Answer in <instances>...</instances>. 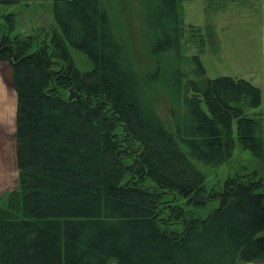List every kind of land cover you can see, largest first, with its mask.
Wrapping results in <instances>:
<instances>
[{
    "label": "trees",
    "instance_id": "trees-1",
    "mask_svg": "<svg viewBox=\"0 0 264 264\" xmlns=\"http://www.w3.org/2000/svg\"><path fill=\"white\" fill-rule=\"evenodd\" d=\"M155 1L146 16L159 33L154 45L182 63L177 0ZM52 2L60 32L48 41L13 35L12 14L0 19V62L10 65L16 96L18 171L0 207V264L263 262L264 177L235 174L207 188L190 159L226 162L235 132L264 160L261 113L247 114L260 107V88L206 77L195 55L190 72L173 70L169 86L184 112L173 115L171 129L145 98L105 0ZM67 44L92 69H77Z\"/></svg>",
    "mask_w": 264,
    "mask_h": 264
},
{
    "label": "rangeland",
    "instance_id": "rangeland-1",
    "mask_svg": "<svg viewBox=\"0 0 264 264\" xmlns=\"http://www.w3.org/2000/svg\"><path fill=\"white\" fill-rule=\"evenodd\" d=\"M148 1L105 0L114 30L126 49L145 98L152 102V106L154 104L160 118L171 129L173 115L184 112L176 103L178 93L169 86L176 85L173 70L180 67L186 73L190 72L195 64L193 56H199L208 78L231 76L244 78L252 84L257 81L252 72L260 62L255 0H177L183 23L180 49L182 63L177 53L163 51L154 45L159 33L148 28ZM151 1L156 3L155 0ZM6 14L13 15V35H33L37 41L42 38L48 41L53 30L60 32L52 0H23L0 4V19ZM151 47L160 55L162 63L160 57L156 60L152 55ZM67 48L77 69L82 72L92 69L94 64L85 53L69 44ZM158 63L160 72L155 73ZM4 71L0 69V130L4 134V137H0V172L5 175V179L0 182V207L6 205L8 192L15 189L18 180L14 143L16 96L12 83L9 86L7 81V77L11 81V69L8 76ZM188 77L193 76L189 74ZM202 108L206 110L204 105ZM256 112L261 113V133L264 135V105L247 110L249 116H254ZM180 148L186 151L183 144H180ZM190 159L203 173L207 188L217 187L227 176L235 174L256 171L258 176L264 177V160L243 148L235 132L232 156L226 162L209 165L192 157ZM198 211L205 212L206 208ZM253 263L264 264V261Z\"/></svg>",
    "mask_w": 264,
    "mask_h": 264
},
{
    "label": "crops",
    "instance_id": "crops-1",
    "mask_svg": "<svg viewBox=\"0 0 264 264\" xmlns=\"http://www.w3.org/2000/svg\"><path fill=\"white\" fill-rule=\"evenodd\" d=\"M231 1V0H230ZM234 1V0H233ZM257 5V15H258V37H259V57L260 62L258 66H255L252 69V72L255 76V85L258 86L261 90V104L264 105V0H255ZM0 69H4L6 75L8 74V71L10 69L8 63L4 64V62H0ZM8 76V75H7ZM254 80V79H252ZM7 81L9 83V86H11L12 80L7 77ZM10 93V90L8 91ZM16 106V101H15ZM261 106V105H260ZM0 137H4V134L0 130ZM15 143V140H14ZM5 175L0 172V182L4 178Z\"/></svg>",
    "mask_w": 264,
    "mask_h": 264
},
{
    "label": "water",
    "instance_id": "water-1",
    "mask_svg": "<svg viewBox=\"0 0 264 264\" xmlns=\"http://www.w3.org/2000/svg\"><path fill=\"white\" fill-rule=\"evenodd\" d=\"M246 264H254L253 262H248V263H246Z\"/></svg>",
    "mask_w": 264,
    "mask_h": 264
}]
</instances>
